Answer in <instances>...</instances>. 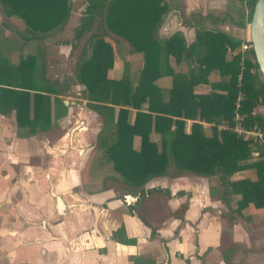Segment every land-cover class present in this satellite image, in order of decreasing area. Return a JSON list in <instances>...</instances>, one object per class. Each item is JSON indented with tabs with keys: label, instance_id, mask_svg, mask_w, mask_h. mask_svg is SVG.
Returning <instances> with one entry per match:
<instances>
[{
	"label": "trees",
	"instance_id": "1",
	"mask_svg": "<svg viewBox=\"0 0 264 264\" xmlns=\"http://www.w3.org/2000/svg\"><path fill=\"white\" fill-rule=\"evenodd\" d=\"M71 1L0 0V11L21 19L22 38L35 40L66 22ZM253 3L247 1L249 18ZM166 9L162 0H84L72 38L59 42L73 48L97 20L103 32L125 39L142 57L134 82L125 61L121 77L107 75L115 58L112 44L102 36L90 35L88 53L81 51L77 57L75 80L87 105L102 118L94 145L101 158L97 166L109 165L106 175L137 191L141 198L155 192L171 196L168 189L144 190L143 185L172 167L213 178L209 195L217 196L228 207L234 204L237 212L249 203L261 207L264 146L216 128L234 124L236 113L240 125L264 130V119L252 114L257 103H264V77L252 50L249 48L243 59L238 52L226 57L227 49L233 51L239 40L218 31L197 32V28L189 44L177 32L157 38L156 27ZM170 56L175 63L181 56L191 58V62L186 63L185 71L174 70ZM41 67L34 54L20 57L16 63L0 56V113L12 111L16 126L26 128L27 133L46 129L50 110L53 119L66 113L57 96L61 94L40 75ZM211 72L218 75L217 80L208 81ZM158 77H169V86L158 85ZM198 84H207V93L196 95ZM63 90H68V84ZM202 123L210 124L209 134ZM134 136L139 137L137 148L132 145ZM253 152H257L254 159ZM246 168L254 170V179L233 178ZM182 195L189 194L178 190L172 196ZM185 206L183 203L172 211L180 221H184Z\"/></svg>",
	"mask_w": 264,
	"mask_h": 264
},
{
	"label": "crops",
	"instance_id": "2",
	"mask_svg": "<svg viewBox=\"0 0 264 264\" xmlns=\"http://www.w3.org/2000/svg\"><path fill=\"white\" fill-rule=\"evenodd\" d=\"M162 3L167 9L157 38L177 32L189 44L196 28L239 42L248 35L249 8L242 0ZM236 52L238 46L227 49L226 57ZM187 62L191 58L181 56L175 64ZM160 78L170 84L169 77ZM207 79L215 81L218 75L211 72ZM194 89L205 94L208 86ZM57 96L66 113L53 119L50 110L44 130L27 133L16 126L12 111L0 113V264H264V205L249 203L237 212L234 204L228 207L209 195L213 178L191 172L186 177L187 171L171 167L173 176L168 168L143 185L144 190L168 189L171 196L155 192L141 198L129 188L96 189L93 171L99 162H92L102 118L82 95L74 99L67 90ZM252 114L264 119V103H257ZM202 125L209 134L210 124ZM138 143L134 136L133 147ZM233 178L254 179L255 173L246 168ZM178 190L189 195L173 197ZM183 203L180 221L172 211Z\"/></svg>",
	"mask_w": 264,
	"mask_h": 264
},
{
	"label": "rangeland",
	"instance_id": "3",
	"mask_svg": "<svg viewBox=\"0 0 264 264\" xmlns=\"http://www.w3.org/2000/svg\"><path fill=\"white\" fill-rule=\"evenodd\" d=\"M83 6L84 0H73L66 22L60 28L51 30L35 40H24L22 38L24 24L21 19L15 16H5L0 11V56L7 58L11 63H16L20 57L22 58L28 54L36 55L42 65V72H40V75L52 78L47 80L48 84L61 95L65 93L63 85L68 84L69 93L71 97L75 99L76 96H81L83 94V89H81V86L78 85L74 77L77 57L81 51L88 53V37L90 35L102 36L112 44L115 58L112 68L107 70V75L113 78L121 77L122 67L125 61L127 63L130 79L134 82L135 76L142 65L141 54L134 51L125 39L106 31L103 32L97 20L88 31L82 34L73 48L68 44L59 43L72 38L74 28L79 21ZM172 66L175 70H186V65L183 63L178 65L172 63ZM155 81L160 86H169V81L167 79L163 80V78L158 77ZM194 92L198 96L201 95V93H197L195 89ZM97 123H99V121ZM99 161H101L100 154L95 152L93 154L92 166ZM108 169L109 165L105 164L101 166L98 165L97 168H94L93 174L95 175V180L98 182L96 189L112 188L126 191L127 187L124 184L116 180L113 181L106 175ZM168 173L172 174L171 176L174 175L171 167H169ZM187 173L188 172H185L184 175L186 177L190 176Z\"/></svg>",
	"mask_w": 264,
	"mask_h": 264
},
{
	"label": "water",
	"instance_id": "4",
	"mask_svg": "<svg viewBox=\"0 0 264 264\" xmlns=\"http://www.w3.org/2000/svg\"><path fill=\"white\" fill-rule=\"evenodd\" d=\"M248 36L254 60L260 74L264 77V0H254L249 18ZM124 198L128 200L131 197Z\"/></svg>",
	"mask_w": 264,
	"mask_h": 264
},
{
	"label": "built area",
	"instance_id": "5",
	"mask_svg": "<svg viewBox=\"0 0 264 264\" xmlns=\"http://www.w3.org/2000/svg\"><path fill=\"white\" fill-rule=\"evenodd\" d=\"M244 4H247L248 0H242ZM251 48V44L249 41V36L246 35L239 43L238 46V53L240 55V59H243L246 57L247 51ZM235 123L232 125L227 124H219L217 125V129H227L232 131L236 136H239L243 139H248L253 142H257L258 144H261L264 146V130L256 127V126H250L245 127L240 125L239 116L235 113L234 116Z\"/></svg>",
	"mask_w": 264,
	"mask_h": 264
}]
</instances>
